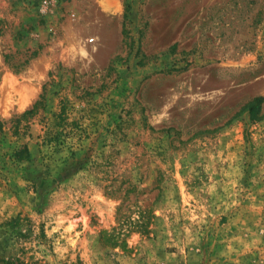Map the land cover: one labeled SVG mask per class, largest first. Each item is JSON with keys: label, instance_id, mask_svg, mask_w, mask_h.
Returning a JSON list of instances; mask_svg holds the SVG:
<instances>
[{"label": "rangeland", "instance_id": "1", "mask_svg": "<svg viewBox=\"0 0 264 264\" xmlns=\"http://www.w3.org/2000/svg\"><path fill=\"white\" fill-rule=\"evenodd\" d=\"M0 264H264V0H0Z\"/></svg>", "mask_w": 264, "mask_h": 264}, {"label": "trees", "instance_id": "2", "mask_svg": "<svg viewBox=\"0 0 264 264\" xmlns=\"http://www.w3.org/2000/svg\"><path fill=\"white\" fill-rule=\"evenodd\" d=\"M37 105L38 104H35L31 110L25 111L23 113V116L36 113ZM43 128V135L41 136L43 144L51 146L54 142L58 141L57 133L53 129H51L50 126H45ZM22 153L25 154V159L29 157L28 149L26 146H24L20 150H17L14 155L16 156V158H18V156Z\"/></svg>", "mask_w": 264, "mask_h": 264}]
</instances>
